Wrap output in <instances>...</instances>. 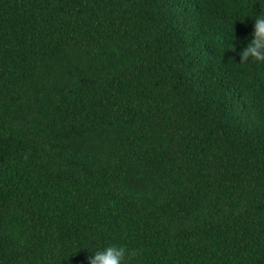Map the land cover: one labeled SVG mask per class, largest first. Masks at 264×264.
<instances>
[{"label":"trees","instance_id":"trees-1","mask_svg":"<svg viewBox=\"0 0 264 264\" xmlns=\"http://www.w3.org/2000/svg\"><path fill=\"white\" fill-rule=\"evenodd\" d=\"M260 12L0 0V264H264Z\"/></svg>","mask_w":264,"mask_h":264},{"label":"clouds","instance_id":"clouds-1","mask_svg":"<svg viewBox=\"0 0 264 264\" xmlns=\"http://www.w3.org/2000/svg\"><path fill=\"white\" fill-rule=\"evenodd\" d=\"M245 17L239 20L244 21ZM228 49L236 51V44L232 42ZM238 55L241 65L247 63L250 58L257 63H264V12L255 15L251 39L240 48ZM82 248L91 252V255L87 256L88 264H128V259L133 254L126 245L117 243H109L95 249Z\"/></svg>","mask_w":264,"mask_h":264}]
</instances>
